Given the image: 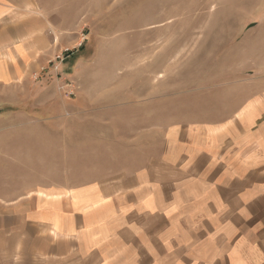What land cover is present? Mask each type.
<instances>
[{"label":"crops","instance_id":"1","mask_svg":"<svg viewBox=\"0 0 264 264\" xmlns=\"http://www.w3.org/2000/svg\"><path fill=\"white\" fill-rule=\"evenodd\" d=\"M69 1L0 0V129L34 97L60 31L51 17ZM235 111L87 185L55 181L49 160L11 158L0 136V264H264V87ZM33 136H16V156Z\"/></svg>","mask_w":264,"mask_h":264},{"label":"rangeland","instance_id":"2","mask_svg":"<svg viewBox=\"0 0 264 264\" xmlns=\"http://www.w3.org/2000/svg\"><path fill=\"white\" fill-rule=\"evenodd\" d=\"M69 2L51 17L60 31L34 97L0 129L8 156L49 160L59 183L101 182L157 155L174 130L224 125L264 87V0ZM27 119L38 124L15 127ZM35 134L16 156V136Z\"/></svg>","mask_w":264,"mask_h":264}]
</instances>
